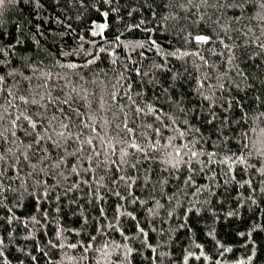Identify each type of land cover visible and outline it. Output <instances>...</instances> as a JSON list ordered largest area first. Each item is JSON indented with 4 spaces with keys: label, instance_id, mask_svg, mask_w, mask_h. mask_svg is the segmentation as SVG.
<instances>
[{
    "label": "trees",
    "instance_id": "16d2710c",
    "mask_svg": "<svg viewBox=\"0 0 264 264\" xmlns=\"http://www.w3.org/2000/svg\"><path fill=\"white\" fill-rule=\"evenodd\" d=\"M0 264H264V0H4Z\"/></svg>",
    "mask_w": 264,
    "mask_h": 264
},
{
    "label": "snow or ice",
    "instance_id": "6c2138e0",
    "mask_svg": "<svg viewBox=\"0 0 264 264\" xmlns=\"http://www.w3.org/2000/svg\"><path fill=\"white\" fill-rule=\"evenodd\" d=\"M3 3H4V0H0V5H2ZM101 28H103V26H101ZM196 39L198 42H206L207 41V37H205V36H197ZM129 131H131V129H129ZM133 146H135V145H133Z\"/></svg>",
    "mask_w": 264,
    "mask_h": 264
}]
</instances>
